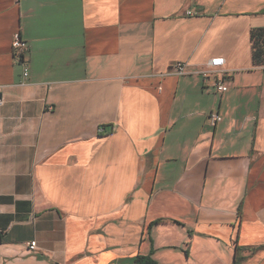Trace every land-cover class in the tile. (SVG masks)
<instances>
[{"label":"crops","instance_id":"obj_1","mask_svg":"<svg viewBox=\"0 0 264 264\" xmlns=\"http://www.w3.org/2000/svg\"><path fill=\"white\" fill-rule=\"evenodd\" d=\"M254 28L264 0H0V264H264Z\"/></svg>","mask_w":264,"mask_h":264},{"label":"built area","instance_id":"obj_2","mask_svg":"<svg viewBox=\"0 0 264 264\" xmlns=\"http://www.w3.org/2000/svg\"><path fill=\"white\" fill-rule=\"evenodd\" d=\"M11 48L14 57L22 60L24 54L28 51L29 47L26 41H24L19 33H15L12 37ZM224 59L223 58H215L210 59L206 65L205 70L200 72V75L204 80L208 79V76L211 74H217L219 79L216 81L215 90L219 94H223L227 91V85L225 84L226 78L224 75ZM174 73L175 75L181 76L185 74L184 64L181 62H177L174 65ZM28 76V69L26 66L23 67L22 77L27 78ZM1 97H0V104H1ZM52 109L51 107L49 108ZM209 119L213 124H216L221 121V117L218 114L212 113L209 116ZM36 246L35 242H31L29 244V249L34 250Z\"/></svg>","mask_w":264,"mask_h":264},{"label":"trees","instance_id":"obj_3","mask_svg":"<svg viewBox=\"0 0 264 264\" xmlns=\"http://www.w3.org/2000/svg\"><path fill=\"white\" fill-rule=\"evenodd\" d=\"M250 41L252 45V61L254 64L259 65L264 61V29L254 28L250 31ZM155 222L154 224L159 223ZM242 249L236 248L233 264H239L242 258L239 256ZM252 250V249H251ZM134 264H156L149 256L136 257Z\"/></svg>","mask_w":264,"mask_h":264},{"label":"rangeland","instance_id":"obj_4","mask_svg":"<svg viewBox=\"0 0 264 264\" xmlns=\"http://www.w3.org/2000/svg\"><path fill=\"white\" fill-rule=\"evenodd\" d=\"M232 258H233V254H232V256H231V260H232Z\"/></svg>","mask_w":264,"mask_h":264}]
</instances>
